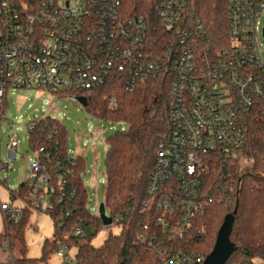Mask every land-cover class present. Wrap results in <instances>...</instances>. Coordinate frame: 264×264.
<instances>
[{"label":"built area","instance_id":"2783aa9c","mask_svg":"<svg viewBox=\"0 0 264 264\" xmlns=\"http://www.w3.org/2000/svg\"><path fill=\"white\" fill-rule=\"evenodd\" d=\"M158 17L168 43L154 51L146 22L125 17L121 0H0V187L7 184L1 174L11 175L18 161L16 134L9 136L4 158L1 153L10 88L47 89L54 96L49 110L58 99L84 108L77 92L95 89L113 74L122 75L129 93L139 82L167 76L170 129L158 145L142 204L162 212L156 224L163 241L152 237L149 243L162 255L160 264H204L206 258L188 244H167L192 239L197 218L209 205H234L225 194L233 186L212 184L211 168L243 146L250 115L264 121V0L230 1L229 42L220 49L210 47L189 0L163 1ZM109 106L117 108L114 97ZM44 152L40 148L27 162L24 183L33 210L50 215L54 189ZM7 190L13 202L0 204V210L5 221L17 222L28 201ZM95 214L100 217V206ZM105 215L110 225L128 222V214L106 206ZM57 254L64 264L75 263L66 249Z\"/></svg>","mask_w":264,"mask_h":264},{"label":"trees","instance_id":"16d2710c","mask_svg":"<svg viewBox=\"0 0 264 264\" xmlns=\"http://www.w3.org/2000/svg\"><path fill=\"white\" fill-rule=\"evenodd\" d=\"M163 1L121 0L125 17L142 18L146 22L154 51L168 43L167 31L158 17ZM230 1L189 0V10L203 24L212 49L228 45ZM77 95L86 98L84 110L92 117L127 125L125 130L113 133L106 141L103 203L114 212L128 214V222L122 226L120 234H109L101 246H93L92 241L105 226L88 207L85 157L70 155L67 129L59 120L47 117L36 121L34 129L30 130V146L33 152L45 148L44 164L54 189L50 197L53 239L45 241L40 259L26 257L25 229L36 206L29 198L28 185L23 183L18 194L28 201V206L19 221H5L4 232L0 233V246L9 242L11 247L14 240L21 244L22 257L10 264H42L61 248L67 252L76 248L74 264H160L162 255L150 245L149 240L157 237L155 242L163 241L161 226L156 224L162 212L153 206L143 208L142 204L148 198L147 188L155 167L158 145L170 129V79L159 76L139 82L129 93L124 89L122 75L113 74L103 85L77 92ZM111 97L117 102L115 110L109 106ZM235 154L228 160L217 159L211 168L212 184L233 186V190L225 192L233 198V207L227 208L222 203L209 205L195 223L199 235L194 230L192 239L172 241L167 246L188 244L206 258L214 249L225 217L236 210L230 239L237 249L226 264H264L262 119L249 116L245 142ZM243 161H250V164L245 165ZM59 167L62 168L60 171ZM77 228L82 229V234L76 233Z\"/></svg>","mask_w":264,"mask_h":264},{"label":"rangeland","instance_id":"374dc122","mask_svg":"<svg viewBox=\"0 0 264 264\" xmlns=\"http://www.w3.org/2000/svg\"><path fill=\"white\" fill-rule=\"evenodd\" d=\"M53 97L45 88L31 90L10 88L8 91L6 120L1 126V153L4 158L9 136L16 134L18 136V161L11 175L1 174L3 180L7 179V184L0 187V204H12L13 201L7 188L14 191L19 190L26 180L27 162L35 159L30 146L29 126L33 121L50 116L59 120L67 129L70 155L80 154L85 157L84 181L89 195L88 207L95 214L104 202L107 138L117 131L125 130L127 125L98 120L89 115L81 106L62 99L52 104V110H49ZM243 163L249 165L250 161H243ZM17 203L21 204L18 201ZM4 229L5 219L0 210V233L4 232ZM121 230V226H105L92 241L93 246H101L109 234L117 235ZM53 235L54 222L51 216L34 211L25 229L26 257L40 259L45 241L52 240ZM8 243L0 246V264H10L14 259L22 257V246L18 240H14L10 248ZM67 253L70 258L74 257L76 248L70 249ZM42 264H64V259L54 253L47 262Z\"/></svg>","mask_w":264,"mask_h":264},{"label":"water","instance_id":"95a60500","mask_svg":"<svg viewBox=\"0 0 264 264\" xmlns=\"http://www.w3.org/2000/svg\"><path fill=\"white\" fill-rule=\"evenodd\" d=\"M79 102L84 107L87 104V100L85 97H80ZM235 213L236 210L225 217V220L218 232L214 249L206 257L204 264H226V262L236 251L237 248L230 239L235 220ZM100 219L102 220L104 226H108L111 224V218L105 215L104 203L100 205Z\"/></svg>","mask_w":264,"mask_h":264}]
</instances>
